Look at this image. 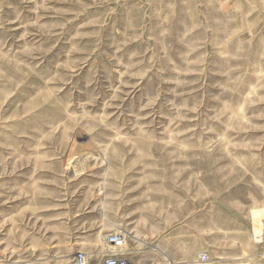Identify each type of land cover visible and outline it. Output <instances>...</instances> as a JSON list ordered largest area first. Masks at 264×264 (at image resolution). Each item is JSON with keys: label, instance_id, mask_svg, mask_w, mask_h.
<instances>
[{"label": "rangeland", "instance_id": "obj_1", "mask_svg": "<svg viewBox=\"0 0 264 264\" xmlns=\"http://www.w3.org/2000/svg\"><path fill=\"white\" fill-rule=\"evenodd\" d=\"M262 215L264 0H0V264H264Z\"/></svg>", "mask_w": 264, "mask_h": 264}, {"label": "built area", "instance_id": "obj_2", "mask_svg": "<svg viewBox=\"0 0 264 264\" xmlns=\"http://www.w3.org/2000/svg\"><path fill=\"white\" fill-rule=\"evenodd\" d=\"M263 234L260 243V253L264 255V218L261 221ZM105 245L108 248V254L101 258L97 264H131L128 258L124 255V248L126 246L125 236L119 233L109 234L104 239ZM201 262H206L207 256H199ZM68 264H92L88 254L81 252L76 253Z\"/></svg>", "mask_w": 264, "mask_h": 264}, {"label": "bare ground", "instance_id": "obj_3", "mask_svg": "<svg viewBox=\"0 0 264 264\" xmlns=\"http://www.w3.org/2000/svg\"><path fill=\"white\" fill-rule=\"evenodd\" d=\"M263 218H264V215H262L261 217H259L254 222V230H255L256 237H257L258 240L262 239L263 228H262L261 221H262Z\"/></svg>", "mask_w": 264, "mask_h": 264}]
</instances>
